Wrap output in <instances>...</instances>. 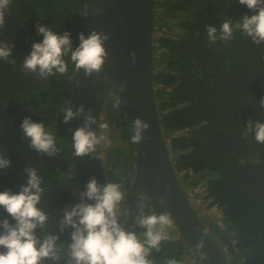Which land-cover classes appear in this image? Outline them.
<instances>
[{"label": "trees", "instance_id": "16d2710c", "mask_svg": "<svg viewBox=\"0 0 264 264\" xmlns=\"http://www.w3.org/2000/svg\"><path fill=\"white\" fill-rule=\"evenodd\" d=\"M79 0H10L0 43L12 45L14 63L0 60V156L10 160L0 170V192L17 193L26 185V168H33L43 189L37 205L48 217L36 236L59 237L61 260L42 264H66L67 245L72 241L70 227L61 231L63 209L81 203L79 185L66 141L63 112L72 88L73 64L68 72L40 78L22 69L23 58L33 43H39L38 23L57 34L67 31L76 46ZM256 14L235 0H154L152 81L154 99L166 138L174 174L184 193L202 190V198L220 211L219 225L212 222L207 232L221 250L227 264H264V144L258 143L249 122L264 123V44L256 45L239 29L233 38L209 43L206 26L225 20L238 22ZM175 23L180 32L174 37L163 26ZM108 97L104 105L106 134L101 142L114 143L119 130L131 151L112 147L102 151L104 177L121 185L123 198L134 174L133 143L120 106ZM43 122L55 136L59 149L54 156L30 148L20 125L24 119ZM123 200V199H122ZM152 212L149 202L132 213L123 225L135 226L141 215ZM11 217L0 208V221ZM169 219V218H168ZM171 226L176 228L173 223ZM172 229V227H171ZM156 230L166 237L159 251L151 249V264H200L186 241L175 230ZM2 231V230H0ZM145 243L144 234L138 236ZM145 247L147 245L145 244ZM2 251V249H0Z\"/></svg>", "mask_w": 264, "mask_h": 264}, {"label": "clouds", "instance_id": "9594fccd", "mask_svg": "<svg viewBox=\"0 0 264 264\" xmlns=\"http://www.w3.org/2000/svg\"><path fill=\"white\" fill-rule=\"evenodd\" d=\"M10 0H0V28L5 23V13ZM235 3L246 6L256 14L243 16L238 22L225 20L218 30L216 26H206L209 43L217 40L230 41L233 31L239 29L253 44H264V0H235ZM87 5L82 15L87 16ZM37 34L42 36L39 43H33L27 56L23 58L22 69L26 73H37L40 78H47L54 73L65 74L68 72V57L75 71L82 70L85 77L93 74L99 75L103 69L107 52L105 43L108 35L91 31L87 37L83 33L77 34L79 44L73 46L71 34L64 31L57 34L50 27L41 24L35 25ZM133 58L135 53L130 54ZM12 45L0 43V60L14 63ZM123 91V88H121ZM264 108V98L260 101ZM83 116V126L77 128L73 134V148L76 156H86L96 151V146L105 140L108 124H100V134L91 130V125L96 123L91 109L87 112L81 105L75 111L69 107L63 112L62 123L67 125L71 120ZM132 143H139L143 139L142 132L148 125L139 118L132 122ZM24 138L30 140V148L38 153L54 156L59 149L56 138L45 129L43 122H33L24 119L20 125ZM248 131L254 132L258 143L264 144V123L249 122ZM105 147L108 146L106 143ZM10 160L0 156V170L10 166ZM27 182L17 193L11 191L0 192V208H2L14 223L7 219L0 221V264H42L44 260L57 262L62 259L57 248L59 237L45 235L36 236L39 227L44 229L48 220L47 215L37 207L43 189L41 180L33 168H26ZM118 183H108L101 187L95 178H90L86 191L82 197L94 203L85 204L83 200L70 209L64 208V218L61 221V231L70 227L71 243L67 245L66 264H151L147 258L151 249L159 251L160 242L166 237L161 231L156 230V225L164 226L169 223L167 215H141L138 224L146 228L145 243H141L136 235L125 231L117 222L118 208L123 199V193ZM145 244L147 247H145ZM168 264H176L169 261Z\"/></svg>", "mask_w": 264, "mask_h": 264}, {"label": "water", "instance_id": "95a60500", "mask_svg": "<svg viewBox=\"0 0 264 264\" xmlns=\"http://www.w3.org/2000/svg\"><path fill=\"white\" fill-rule=\"evenodd\" d=\"M87 5V16L83 12ZM154 0H79L78 33L86 37L96 31L110 38L104 47L107 58L99 75L85 77L82 70L73 67L72 88L68 107L75 111L83 105L91 109L96 123L91 130L100 134L99 125L108 97L115 98L129 129L139 118L148 125L143 139L133 143L134 174L129 191L118 208V224L123 227L127 218L149 202L151 215H167L186 241L200 264H227L203 222L196 215L174 174L170 153L154 99L152 81ZM79 44L77 40L76 46ZM135 53L134 58L130 55ZM123 88V91H121ZM83 126V116L66 125V141L79 185L81 201L94 203L82 197L90 178L101 187L107 184L104 177L101 145L86 156H76L73 134ZM107 138V136H105ZM160 225H156L157 229ZM128 231L137 237L146 228L135 225Z\"/></svg>", "mask_w": 264, "mask_h": 264}, {"label": "rangeland", "instance_id": "374dc122", "mask_svg": "<svg viewBox=\"0 0 264 264\" xmlns=\"http://www.w3.org/2000/svg\"><path fill=\"white\" fill-rule=\"evenodd\" d=\"M164 32L167 36L169 37H174L175 35H177L180 32V29L177 28V26L175 25V23H169V25L167 26H163L161 29H159L158 35H160V33ZM111 101V103L114 104V106L117 104V101L115 98H111L109 99ZM107 103V101H106ZM105 120L104 117V111H102V115H101V123ZM114 135L116 136V141L115 144L114 143H107L108 146L105 147L104 145L101 147L102 151H108L112 145L114 144L115 146L121 147L125 150L131 151L132 148H130L123 140H121L120 135H119V130L116 129L114 132ZM108 138V135H107ZM102 163L105 164L104 161V157L102 155ZM195 192H197L198 196H195L194 192L191 193L190 192V196H189V202L192 205L193 209L196 212V215L201 219V221L206 224L207 226H210V224L212 222H216L218 225V221L219 218L221 216L220 211L216 208V207H211L209 205V202L205 199L202 198V190L200 188H196ZM125 197V196H124ZM171 221L169 220V223L164 225V226H159V229L161 231H166L168 232L169 229H171V231L175 234V230H177L176 228H174L173 226H171ZM135 225H139L138 222L135 223ZM205 228L208 229V227L205 226ZM206 229V230H207ZM177 235V234H175ZM141 242V241H140Z\"/></svg>", "mask_w": 264, "mask_h": 264}, {"label": "built area", "instance_id": "2783aa9c", "mask_svg": "<svg viewBox=\"0 0 264 264\" xmlns=\"http://www.w3.org/2000/svg\"><path fill=\"white\" fill-rule=\"evenodd\" d=\"M190 192H191V191L188 192V195L185 193V195H186L188 201H189Z\"/></svg>", "mask_w": 264, "mask_h": 264}, {"label": "flooded vegetation", "instance_id": "af4514ba", "mask_svg": "<svg viewBox=\"0 0 264 264\" xmlns=\"http://www.w3.org/2000/svg\"><path fill=\"white\" fill-rule=\"evenodd\" d=\"M105 136H107V135H105ZM105 139H107V138H105Z\"/></svg>", "mask_w": 264, "mask_h": 264}]
</instances>
